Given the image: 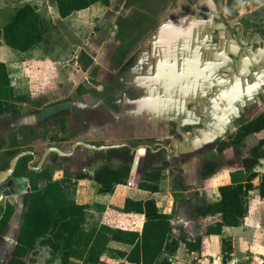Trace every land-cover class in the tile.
<instances>
[{"label": "crops", "instance_id": "crops-1", "mask_svg": "<svg viewBox=\"0 0 264 264\" xmlns=\"http://www.w3.org/2000/svg\"><path fill=\"white\" fill-rule=\"evenodd\" d=\"M184 15H174L166 28H162L164 22H161L152 33L150 45L140 49L136 63L129 62V58L124 61V75H118L122 71L120 67L106 69L107 76H112L108 78L120 76L119 81L124 80V84L116 85L106 78L100 82L104 88H96L101 90L100 93L51 95L46 101L59 102L60 107L48 109L51 112L46 116L63 111L66 129L59 135L64 139L60 145L64 151H70L71 144L76 141L121 144L123 146L118 148L129 149L133 155L143 145L153 152L165 150L164 159L169 164L162 170L159 191L138 187L143 162L135 171L131 170L128 182L117 185L113 193L100 192L99 184L93 179L78 181L74 196L79 203L90 205L89 227L109 224L141 232L145 215L122 212L118 206L127 197L152 198L159 211L174 212V237L178 238L184 231L190 240L202 238L198 251H190L182 243L173 255L174 264H225L222 236L233 238L234 250L227 264L236 259L239 264L242 258L253 256L244 251L246 246L250 248L255 226L251 200L250 214L244 222L240 226H224L222 235L207 233L208 226L219 215L195 216L193 208L205 200L217 201L219 186L231 182V171L238 166L239 160L248 156L250 149L264 139V129L248 134L240 146V158L232 149H217L219 141L230 140L242 124L264 111V40L254 39L251 41H255V46L242 47V41L232 35L227 39L228 45L225 41L222 45L214 44L206 39V34L192 35L188 20H182ZM103 68L98 79L103 75ZM51 104L49 107L53 106ZM111 149L115 148L108 150ZM108 150L78 146L72 154L58 156L59 172L62 176L65 171L74 173L84 163L93 162L96 153ZM261 151L263 156L254 169L264 173V145ZM145 156H141L140 161ZM211 156L216 157L209 164L210 172L206 173L205 161ZM172 158H178L174 165L170 161ZM55 161L56 158L50 155L37 173L41 183L57 178L52 170ZM104 163L114 165L113 160L102 159L99 166ZM89 173L93 174L94 170ZM41 175L45 179L43 182ZM252 191L259 210L264 211V197L258 189ZM109 245L124 251L132 248L131 244L117 240L110 241ZM126 264L136 263L126 261Z\"/></svg>", "mask_w": 264, "mask_h": 264}, {"label": "trees", "instance_id": "trees-1", "mask_svg": "<svg viewBox=\"0 0 264 264\" xmlns=\"http://www.w3.org/2000/svg\"><path fill=\"white\" fill-rule=\"evenodd\" d=\"M110 0H56L59 13L65 17L75 11L87 9L92 4ZM254 31H264V27L255 25ZM42 14L32 3L20 6L11 19L2 27L4 44L16 52H27L45 37ZM7 63L0 60V116L6 112L18 113L11 98L12 88ZM264 129V111L255 119L241 125L236 135L230 140L218 142L217 149H232L235 156L240 155V146L250 133ZM264 139L250 149V154L241 158L232 171V180L219 186L220 197L215 202L204 201L193 208L195 216L219 215V218L207 228L208 234H223L224 226H240L250 214V192L258 189L264 197V173L254 168L263 156L261 151ZM110 151L118 152L119 149ZM165 150H148L142 168L144 172L138 187L159 191L162 170L169 164L166 159L161 165L153 166L151 160L161 157ZM124 163L115 167L103 164L93 174L81 172L75 176L67 171L61 177L45 182L36 172H32L31 190L24 198V211L15 245L10 253L8 264H28L39 243L49 246L53 258L60 264H174L173 255L184 243L190 251L201 248L202 238L190 240L186 232L181 231L174 237L172 219L174 212L159 211L152 198L136 200L125 198L118 209L122 212H136L145 215L142 231L124 229L119 226L102 224L100 228L89 227L87 218L90 210L88 203H79L74 196V189L80 179L90 178L99 184V191L113 193L117 185L126 184L132 170L134 155L127 149L121 153ZM246 171V176L238 175L239 170ZM209 173V171H208ZM255 182V178H257ZM15 214L11 203L0 211V234L9 228V222ZM94 225V224H93ZM117 240L129 243V251L115 249L109 245ZM222 252L225 264L232 258L233 238L222 236ZM105 254L108 256L106 257ZM123 259V260H120Z\"/></svg>", "mask_w": 264, "mask_h": 264}, {"label": "rangeland", "instance_id": "rangeland-1", "mask_svg": "<svg viewBox=\"0 0 264 264\" xmlns=\"http://www.w3.org/2000/svg\"><path fill=\"white\" fill-rule=\"evenodd\" d=\"M180 2L181 0H110L109 3L98 1L87 9L75 11L63 17L59 13L56 0H0V59L7 63L12 88L10 100L15 103L19 111L1 115L0 119L7 121L8 124L15 125L16 121L19 122L15 128L0 129V148L3 147L0 149L1 163L5 164L9 160L10 154L5 150L7 146H12L17 151L38 149L34 161L37 162L45 147L59 145L60 143H48L44 140L46 136L59 134L66 129L64 118H62L63 111L53 116H46L45 109L51 104L46 101L47 98L56 94L61 97L71 92L100 93V89L104 88L100 82L106 78L110 80V83L113 81L112 83L116 85L124 84V80L119 81L120 76L112 80L108 78L109 72L106 69L110 66L120 67L122 71L118 75H122L124 61L127 58L129 62L135 64L140 49L150 45L152 33L158 25L164 22L162 28H166L169 20L178 14L176 8ZM240 2L243 4L242 12L249 11L244 17L249 26L245 37L249 40L259 38L264 40V31L253 30L255 25L264 27V0H235L233 7H237ZM25 3L34 4L40 11L46 33L44 40L34 45L29 51L16 52L3 44L2 27ZM102 67L104 72L98 79V73ZM51 105L60 107L59 102ZM16 133H20L23 139L22 144L18 143ZM39 138L44 142L37 141ZM117 149H119L118 152L110 150L105 153L98 152L93 162L86 164L83 162L84 165L76 172L68 173L75 176L81 172L95 170L102 159L113 160L114 165L110 164L119 167L124 163L121 153L125 150ZM165 157L166 154L153 158L151 161L161 165V160ZM215 157L206 158L204 165L206 173L210 172L209 164ZM29 158L26 156L20 162V170L24 168ZM177 159L172 158L170 163L174 165ZM57 160L56 158L52 170L56 177L58 175L61 177L59 172L61 165ZM90 160H93L92 156ZM143 174L144 172H140L138 177H142ZM237 174L245 177L246 171L242 169ZM257 179L258 177L255 178V182ZM254 193V191L251 192L250 200L254 209L252 219L255 226L250 248L246 246L244 250L246 255L253 256L249 259L242 258L239 264L250 262L264 264V211L259 210ZM8 201L15 206L16 214L19 206L15 196L0 200V211ZM20 208L21 215L14 214L9 222L7 233L0 234V264H8L10 253L15 245L24 206ZM28 264H60V261L52 257L49 246L39 243ZM232 264H237V259Z\"/></svg>", "mask_w": 264, "mask_h": 264}, {"label": "flooded vegetation", "instance_id": "flooded-vegetation-1", "mask_svg": "<svg viewBox=\"0 0 264 264\" xmlns=\"http://www.w3.org/2000/svg\"><path fill=\"white\" fill-rule=\"evenodd\" d=\"M234 1L235 0H205V1L204 0H200V1L181 0L178 7L176 8L177 10L176 13H178V15H181V13H184L187 15L185 19L188 20L187 26L189 28V31L192 33V35L197 36V35L206 34V39L209 38L208 40L212 41L214 44H221V45L223 44L224 41L226 42L225 45H228L227 39L230 36L235 35L238 40L240 39V41H242L243 44L240 43L242 47L255 46V41L252 42L251 40L245 37L249 26L244 17L249 11L245 13L242 12V7H243L242 2H240L239 5H237V7H233ZM27 123H30V122H27ZM18 124H19L18 121H16L15 125H13V123L8 124L7 121L0 119V129L1 130H4V129L8 130L11 128H15L16 125ZM16 137L18 139V143L22 144L23 139H21L20 133H16ZM44 140L48 143L56 142L60 144L59 145L53 144V145H49L45 147L43 151L41 152V156L45 152V150L50 146L60 148L61 142H63L64 139H61L60 135L56 134L53 136L51 135L46 136ZM44 140L39 138L37 141H40L41 143V142H44ZM2 148L3 147H1L0 149ZM5 150L8 154H10V157H9V160L5 164L1 163V160H0V173L9 167L10 161L15 155H17L18 153L22 151L29 152L19 159L14 171L6 180L10 178H22L20 182L22 184H27L31 190L30 174L32 172L38 173L44 167L43 166L40 170L36 169L39 163V160H40L39 159L37 162H34L37 157L38 149L36 150L35 149L33 150L21 149L17 151L15 148L13 149L12 146H7ZM50 155H52L53 157L59 158L58 156L60 154H58L57 152H54ZM26 156H29L30 158L25 163L24 168H21L20 170L19 164ZM28 193L29 191L23 194V204H24V198L26 197ZM11 196H15L17 200V204L19 206V196L18 195H5L4 191L0 188V200L4 199L5 197L8 198ZM9 203L11 202L8 201L6 205L4 206V208L7 207Z\"/></svg>", "mask_w": 264, "mask_h": 264}, {"label": "water", "instance_id": "water-1", "mask_svg": "<svg viewBox=\"0 0 264 264\" xmlns=\"http://www.w3.org/2000/svg\"><path fill=\"white\" fill-rule=\"evenodd\" d=\"M186 17H187V15L185 14L183 16L182 20H184ZM241 40H242V38H241ZM48 109H58V108L55 107V105H53L49 108H46L45 112L47 114L51 112ZM78 146H83V147H86L90 150H108L109 148H118V147H121L123 145H121V144H100V145H96V144L89 143L86 141H76V142L71 144V150L70 151H64L61 148L50 146L42 154L36 169L40 170L46 164V161H47L48 157L50 156V154L57 152L60 155H70L76 150V148ZM147 150H148V146L143 145L135 151L134 160L132 163V170L133 171L138 168L141 156L146 155ZM27 153H29V152L28 151H22V152L18 153L17 155H15L11 159L9 167L0 173V188L4 191L5 195H18L19 196V207L24 206L23 194L30 191V187L27 184H22L20 182L22 180V178H10L8 180H6V179L14 171L19 159L21 157H23L24 155H26Z\"/></svg>", "mask_w": 264, "mask_h": 264}, {"label": "bare ground", "instance_id": "bare-ground-1", "mask_svg": "<svg viewBox=\"0 0 264 264\" xmlns=\"http://www.w3.org/2000/svg\"><path fill=\"white\" fill-rule=\"evenodd\" d=\"M20 212H21V208L19 207V209L17 210V213L15 215H21Z\"/></svg>", "mask_w": 264, "mask_h": 264}]
</instances>
